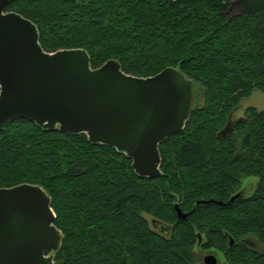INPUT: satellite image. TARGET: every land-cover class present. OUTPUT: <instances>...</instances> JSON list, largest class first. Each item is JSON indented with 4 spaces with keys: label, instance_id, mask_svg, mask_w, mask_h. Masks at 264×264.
I'll list each match as a JSON object with an SVG mask.
<instances>
[{
    "label": "trees",
    "instance_id": "16d2710c",
    "mask_svg": "<svg viewBox=\"0 0 264 264\" xmlns=\"http://www.w3.org/2000/svg\"><path fill=\"white\" fill-rule=\"evenodd\" d=\"M5 12L31 20L46 52L84 49L92 68L113 59L138 77L172 67L194 99L196 82L205 89L184 129L160 143L155 178L84 133L28 119L0 132V188L46 191L62 234L55 264H197L196 245L226 264H264V249L244 242L264 248V109L246 108L219 136L242 99L264 93V0H13ZM243 176L259 177L255 191L230 201Z\"/></svg>",
    "mask_w": 264,
    "mask_h": 264
},
{
    "label": "water",
    "instance_id": "95a60500",
    "mask_svg": "<svg viewBox=\"0 0 264 264\" xmlns=\"http://www.w3.org/2000/svg\"><path fill=\"white\" fill-rule=\"evenodd\" d=\"M11 1L0 0V132L16 119H28L44 130L84 133L91 143L131 158L139 176L158 177L160 143L181 132L192 113V80L172 67L133 76L113 59L92 68L84 49L46 52L31 20L5 12ZM233 131L230 116L219 136ZM211 202L217 201L197 204ZM174 209L179 219L189 215L178 204ZM54 223L50 197L41 186L0 188V264H55L51 253L59 249L62 234ZM251 241L244 240L252 247ZM203 262L217 264V258L208 254Z\"/></svg>",
    "mask_w": 264,
    "mask_h": 264
},
{
    "label": "rangeland",
    "instance_id": "374dc122",
    "mask_svg": "<svg viewBox=\"0 0 264 264\" xmlns=\"http://www.w3.org/2000/svg\"><path fill=\"white\" fill-rule=\"evenodd\" d=\"M236 12L235 8H230L228 10L229 15H233ZM205 103V89L204 87L199 83H195V99L193 101V108L197 106H202ZM255 107L258 110L264 109V93L255 91L251 96L244 98L240 101L237 108L233 111L232 119L238 120L245 115V110L248 107ZM240 186L236 192V194H241L242 196H250L256 189L259 177L255 176H243L240 180ZM146 216V215H145ZM147 217V216H146ZM149 219V217H147ZM230 241H232V244L234 241L231 237H229ZM253 240V239H252ZM231 244V245H232ZM260 252L263 251V246H259L254 240L250 242ZM252 246V247H253ZM194 254L197 258V264H204L203 258L208 254H213L217 258V264H226L227 260L224 256V254L216 249L206 250L203 249L200 245L194 246ZM51 255H53L51 253Z\"/></svg>",
    "mask_w": 264,
    "mask_h": 264
},
{
    "label": "flooded vegetation",
    "instance_id": "af4514ba",
    "mask_svg": "<svg viewBox=\"0 0 264 264\" xmlns=\"http://www.w3.org/2000/svg\"><path fill=\"white\" fill-rule=\"evenodd\" d=\"M232 119V118H231ZM233 121V124L236 122V120H232Z\"/></svg>",
    "mask_w": 264,
    "mask_h": 264
}]
</instances>
